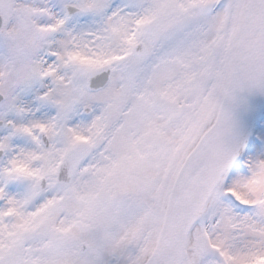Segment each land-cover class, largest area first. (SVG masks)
<instances>
[{"label": "snow or ice", "instance_id": "obj_1", "mask_svg": "<svg viewBox=\"0 0 264 264\" xmlns=\"http://www.w3.org/2000/svg\"><path fill=\"white\" fill-rule=\"evenodd\" d=\"M0 264H264V0H0Z\"/></svg>", "mask_w": 264, "mask_h": 264}]
</instances>
